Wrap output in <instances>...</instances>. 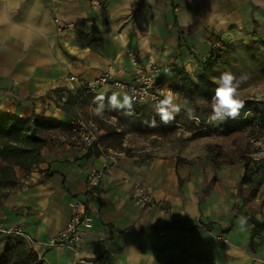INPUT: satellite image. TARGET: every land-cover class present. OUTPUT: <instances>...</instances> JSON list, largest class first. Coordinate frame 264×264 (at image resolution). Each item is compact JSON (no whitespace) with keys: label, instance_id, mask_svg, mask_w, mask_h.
Instances as JSON below:
<instances>
[{"label":"crops","instance_id":"0c3cea01","mask_svg":"<svg viewBox=\"0 0 264 264\" xmlns=\"http://www.w3.org/2000/svg\"><path fill=\"white\" fill-rule=\"evenodd\" d=\"M100 1L105 9L89 0H59L58 14L71 27L58 33L48 0H0L5 20L0 23V111L64 123L81 113L101 129L99 145L92 148L73 139L69 128L42 131L52 144L42 150L36 168L16 169L17 184L1 190L0 227L28 233L35 242L29 249L40 264H79L74 252L49 246L68 221L70 202L78 201L91 220L82 257L107 264H255L254 258H264V231H253L246 219H264V193L258 207L249 205L258 209L254 214L244 212L248 206L237 210L234 191L242 165L229 158L234 145L200 141L193 157L149 140L128 145L124 140L123 149H114L103 142V124L114 125L103 110L128 107L110 103L113 93L121 103L125 93L99 87L94 98L81 97L65 114L58 106L66 92L58 90L75 94L107 65L114 78L131 81L128 51L161 68L176 64L191 73L214 40L264 55V0ZM101 105L102 114L96 115ZM109 151L118 154V164L90 189L86 175ZM134 181L150 186L152 205L133 203ZM218 234L228 241L216 239ZM260 261L256 264H264Z\"/></svg>","mask_w":264,"mask_h":264},{"label":"trees","instance_id":"16d2710c","mask_svg":"<svg viewBox=\"0 0 264 264\" xmlns=\"http://www.w3.org/2000/svg\"><path fill=\"white\" fill-rule=\"evenodd\" d=\"M221 42V41H220ZM223 46V42H221ZM222 49V47H221ZM220 49V50H221ZM214 55H210L205 61H198L200 71L196 75H190L183 66H167L156 80V85L170 88L174 93L178 92L188 103L194 99H209L214 95L216 85L212 82V69L214 66ZM59 92H66V99L58 108L67 114L78 99L94 98V94L83 84L75 90V94L67 89H60ZM244 107L240 115L235 119H227L218 122L211 131L222 136H229L248 124L264 122V101L254 99H242ZM145 104L131 105L124 111L125 120H129L133 128L145 131L155 128H163L165 125L160 122L157 114H148L145 111ZM116 115L115 110L111 112ZM120 119L122 116L116 115ZM200 122L201 115H194ZM144 118H146L144 120ZM178 118L167 123L170 129L175 128L174 123ZM155 121V125L151 122ZM57 128H69V123H64L51 116L31 113L29 116H19L10 111H0V189L12 188L17 184L16 169L24 173H30L42 162V150L52 144V138L42 134V131ZM198 128V126H197ZM206 132V131H205ZM243 173L239 184L242 186H254L264 181V162H252L249 158L242 159ZM254 190V188H253ZM0 196H2L0 192ZM253 231H264V219L256 220L248 218ZM3 247L0 251V264H40L36 254L29 249L24 241L15 235L0 233Z\"/></svg>","mask_w":264,"mask_h":264},{"label":"rangeland","instance_id":"374dc122","mask_svg":"<svg viewBox=\"0 0 264 264\" xmlns=\"http://www.w3.org/2000/svg\"><path fill=\"white\" fill-rule=\"evenodd\" d=\"M249 53L250 52L245 48L232 49L231 47L228 48L227 43H223L222 49L213 57L216 58L212 69V75L213 77H218L224 71H230L237 77L246 75L247 79L241 84L239 89L240 98L264 101V55H250ZM206 58L207 57L205 56L200 61L203 62ZM162 69L164 70L165 68ZM199 71L200 68L198 67L196 73ZM188 73L192 76L196 75V73ZM174 94L175 104L180 108V112L176 114L175 117L178 118L176 122H179L180 124L178 126L174 124L175 128L173 129H170L169 125L167 126V124L164 123L165 125H163V128H156V130H154L155 128H150V130L140 131L133 128L134 126L129 120H125L123 113L128 110L127 108H129V106L121 112L114 108L106 107L103 112L107 114L108 118L112 117L114 119V125L108 123L103 124L105 129V135H103L104 144H108L114 149H123L122 144L124 140L126 144L136 141L145 143L149 140L153 145L168 144V146L186 152L193 157L196 155L195 152H198L195 150L197 147L196 143L203 141V143H207V145L211 144L220 147H225L226 145H229L230 147L231 145H234V152L232 155L229 150V158L233 156V161L236 164L242 165V159L244 157L251 159L252 162H264V122H261L260 124H258V122L251 125L246 124L242 130L229 136H222L211 131V128L218 122H208V117L211 113L210 103L212 98H195L193 103H188L182 98L180 93L175 92ZM145 105L144 108L148 114H157L156 108L158 105ZM112 110H115L116 115L122 116V118L120 119L118 116L113 115L111 113ZM190 113L191 117L196 115V113L197 115H201L200 119H203V122L205 123L204 130L197 128V125L191 122ZM158 117L160 116L158 115ZM145 119L146 118H144V120ZM98 121L101 123L99 119ZM225 154L224 151L222 156H225ZM241 171L234 191V196L237 199L236 208L237 210H243L244 206H248V209L244 210V212L247 213L251 211L253 213L258 209L251 207L253 205L258 207L260 195L264 193V186H262V182H259L256 187L240 185L239 181L243 173V165ZM1 190L2 189H0V192ZM246 221L249 222L248 219H246ZM218 235L221 236V234ZM0 244H3L1 236ZM256 244L259 246L257 242ZM252 250H254L253 247ZM260 259L264 260V258ZM260 259L254 258L253 262L255 264L259 263L261 262Z\"/></svg>","mask_w":264,"mask_h":264},{"label":"built area","instance_id":"2783aa9c","mask_svg":"<svg viewBox=\"0 0 264 264\" xmlns=\"http://www.w3.org/2000/svg\"><path fill=\"white\" fill-rule=\"evenodd\" d=\"M53 13L52 21L56 26V31L62 33L70 29L71 25L63 23L58 14L59 0H48ZM169 3L170 0H164ZM92 7L105 9L106 6L100 0H89ZM177 8H174L176 11ZM222 45L219 40L211 42V50L206 57L215 55L221 49ZM130 69L132 71V79L129 82L114 78L112 66L107 65L103 73L94 81L85 83L87 88L94 92L97 88L108 86L116 91H121L132 97L133 105H142L151 103L158 105L164 99L162 93H166L167 87L156 85V80L162 73L163 69L157 63L151 60H141L134 51L126 53ZM191 122L195 123L198 128L204 130L205 123L200 122L196 117L190 118ZM179 125V122H175ZM69 130L73 139L79 141L84 147H98L99 136L101 129L95 119L82 115L75 114L69 122ZM118 164V154L109 151L105 154V161L100 167L91 169L86 175V184L90 189H95L99 186L102 178L112 171ZM264 186V181H262ZM132 200L135 205L149 206L153 204L152 190L149 185L140 181L132 183ZM70 212L66 225L59 229L52 237L49 246L58 249H67L75 253L79 264H107L99 258H86L80 254L82 245L85 242L86 235L91 228V220L87 215L86 205L72 201L69 204ZM0 232L3 234L15 235L22 239L26 246L30 248L35 242L34 239L26 233L21 227L3 228L0 227ZM218 240L226 242L223 236H217Z\"/></svg>","mask_w":264,"mask_h":264},{"label":"clouds","instance_id":"9594fccd","mask_svg":"<svg viewBox=\"0 0 264 264\" xmlns=\"http://www.w3.org/2000/svg\"><path fill=\"white\" fill-rule=\"evenodd\" d=\"M4 22L5 20L0 17V23ZM246 79V75L237 77L230 71H224L218 77L212 78V82L216 87L210 103L211 113L208 117L209 123L224 122L229 118L235 119L240 115V110L244 107V101L240 98L239 89ZM118 95V93H113L110 97V103L113 107L117 105L121 107L125 105L131 106L132 97L125 94L121 103L117 99ZM162 95H164V99L159 102L156 111L160 116L161 122L167 124L175 119V115L180 112V108L173 103L174 93L171 90L162 93ZM99 99L102 100L103 97L101 96ZM102 107L101 105L95 110L96 115L102 114ZM190 118H192L191 113ZM151 124L155 125V121L153 120ZM240 223H244V220H240Z\"/></svg>","mask_w":264,"mask_h":264}]
</instances>
